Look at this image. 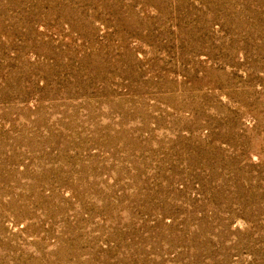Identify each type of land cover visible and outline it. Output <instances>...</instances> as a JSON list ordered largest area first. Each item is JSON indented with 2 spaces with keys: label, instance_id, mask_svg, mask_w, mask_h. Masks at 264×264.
Here are the masks:
<instances>
[{
  "label": "rangeland",
  "instance_id": "1",
  "mask_svg": "<svg viewBox=\"0 0 264 264\" xmlns=\"http://www.w3.org/2000/svg\"><path fill=\"white\" fill-rule=\"evenodd\" d=\"M0 264H264V0H0Z\"/></svg>",
  "mask_w": 264,
  "mask_h": 264
}]
</instances>
